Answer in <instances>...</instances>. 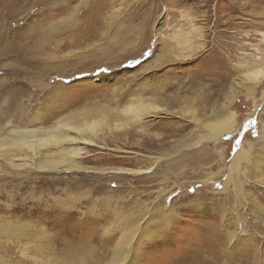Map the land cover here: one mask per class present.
I'll list each match as a JSON object with an SVG mask.
<instances>
[{
  "label": "rangeland",
  "instance_id": "rangeland-1",
  "mask_svg": "<svg viewBox=\"0 0 264 264\" xmlns=\"http://www.w3.org/2000/svg\"><path fill=\"white\" fill-rule=\"evenodd\" d=\"M53 1L0 0V137L68 123L80 131L59 130L92 144L74 170L35 168L54 145L0 148V264H109L115 248L123 264L135 252V264H264V82L231 107L235 131L177 152L195 127L183 101L202 90L219 107L235 65L264 53V0H109L100 14L90 0L72 27L82 0ZM164 42L173 63L152 65ZM166 82L179 99L161 105L168 114L133 123L118 111ZM241 148L252 152L239 169L244 195L223 187Z\"/></svg>",
  "mask_w": 264,
  "mask_h": 264
},
{
  "label": "bare ground",
  "instance_id": "bare-ground-1",
  "mask_svg": "<svg viewBox=\"0 0 264 264\" xmlns=\"http://www.w3.org/2000/svg\"><path fill=\"white\" fill-rule=\"evenodd\" d=\"M47 1H49L51 5H53V3H54L53 0H47ZM52 1H53V3H52ZM88 1H90V0H82V2L80 3L81 6L79 4L75 7L73 14H71L73 19H72V21L70 20L69 25H68L69 27H72L74 25L75 26L81 25V22H82V21H80L81 15H82V18H84L83 14H81L82 6H86ZM97 1H99V0H94L93 3L90 2L91 3L90 8L97 5V11L99 14L101 13V11H103L106 8V2H108V4H107L108 7H109V5L111 6L109 0H102L101 3L98 2V4L96 3ZM103 1H105V3H103V5H102ZM100 6H103L104 8L101 9ZM59 10H56V12ZM88 10H90V9H88ZM64 13H65V9L60 10V12H57L56 14L62 15ZM94 14H96V13H94ZM63 19H64V17H62V19L59 22L57 21V22H52L49 24V26H48L49 29L50 30L52 29V32H51L52 37L57 35L56 32H60L62 29H65L64 27L60 26L61 21ZM43 20H47L46 17L44 19H40V20H38V19L36 20V18L32 19L29 22V24H31L32 26H29V27H33L35 25H40ZM97 23H98V20H96V24ZM85 27H84V31L86 32L88 27L87 28H85ZM161 27L162 26H160V29L157 32V34H160V32L162 30ZM91 29L96 31V29L94 27H92ZM2 30L3 29H1V31ZM76 31H77V29H76ZM101 32H102V30H101ZM105 34L107 35L108 32L101 33L98 40H96L90 46L91 47L97 46L98 43H100L102 41L103 36H105ZM94 35H96V34H94ZM128 35H130V34H128ZM174 37L179 39V40H182V41H180L182 43L186 42L184 40L185 38H181L180 34H175ZM48 39L49 38L47 36H45V38L43 40V44H45V41H48ZM50 39H52V38H50ZM183 44H185V43H183ZM88 49H91V48H88ZM257 50H258V48H257ZM171 54H172V52H170V49L168 48V44H166L164 42L161 44L160 51L157 54V56L151 61V64L158 66V67H163L166 64L168 65L170 63H173L174 59L172 60L170 58ZM263 54H264L263 52L261 54L258 53L257 55L252 57L251 61L248 59L244 60V62L241 63V66L235 65L234 68H235V71H236V69H237V71H236V75L234 77L232 84L230 86L223 85L222 88H220V90L222 91L221 93L224 95V101L221 105H219V107L213 106L211 104L212 97L210 96V94L206 95L205 93H202V90H201V92H196L195 96L192 99H188V100L185 99V101H183V103L185 104V107L183 106L182 113H184L186 115L185 117H187V116L190 117L189 122H193L195 127L190 131L189 135H187L186 137H183L178 142L177 152L182 150V149H189L192 147L200 146L204 143H209V142L218 143L219 141L222 140V137H224L227 134H230L231 132H233L237 129V127L235 126V114L231 111V107L233 106L235 101L240 96L254 95L257 88L264 82V63H263V58H262ZM175 62H176V60H175ZM170 86H171V88H173V86L175 87L176 85H170ZM170 86L166 82L164 84L162 90L152 89L150 91L149 95H147V94L145 95L144 92H142V93L139 92V94H137L134 98H132V101L130 103L124 105L118 111L120 113H123L125 115V117L127 118V120L129 119L128 120L129 122H133V123L138 122L139 120H142L146 117L159 115V113L167 111L161 107V105L165 104L167 101H169V102L173 101L176 103L179 102L178 96H176L174 94L172 95L170 93H167L166 88L170 89ZM216 100H218V99L216 98ZM7 101H8L7 99L4 100L3 104L7 103ZM197 104H199V105L203 104L202 105L203 107L197 108L196 107ZM181 110H182V107H181ZM6 112H7V108H5V106H1L0 107V115H2V117H3L6 114ZM168 112L169 111H167L166 113L168 114ZM186 120H188V119H186ZM126 123L129 124L128 122H126ZM9 124H10V121L6 125H9ZM85 125H83V126H85ZM3 126H4V128H6L5 125H3ZM55 126H56L55 128L53 127L50 129H42L41 130L42 132L40 130L34 129V128L33 129L13 128L9 131V133L5 137H0V148L7 147V149L9 148L12 150H22L24 148H26V149L28 148L34 154L35 153L34 151H36L34 148L37 144L42 149L44 147L45 148L48 147L49 145H54V147H56L57 151L50 152L47 154L49 156V158L51 157L49 160L44 161V162H40L38 164L35 163L34 164L35 168H39L38 166H40L42 169H46V170H59L61 167H59V168H56V167H58L59 165H61V166L65 165L64 169H67V170L77 169L78 165L74 161L75 158H77L81 155L82 147H85L87 145L92 144V141L88 140L84 137H72V136H69V135L63 133L61 130H59L61 127H63V128H66L67 131L68 130L80 131V126L79 127L78 126L73 127V126L69 125L68 123H66V124L65 123L64 124L58 123ZM93 126L94 125H92V127ZM89 127H91V126H89ZM84 128L82 127L83 130H84ZM196 128L198 129V131H206V133L204 135L197 134ZM184 138H186V139H184ZM262 138H264V132H263ZM66 143L77 144V146L79 148L67 149L64 146ZM55 155L59 156L60 158H58V159L55 158L56 160L53 159V156H55ZM251 156H252L251 151L247 152L245 150H242V148H241V150H239L235 153V155L232 158L230 167H229L228 180L225 182V184L223 186L224 190L228 189L229 185H231V186H233L235 191L244 195L243 187H242V184L240 182V177H239V169H240L241 163L245 160L250 159ZM21 159L26 160L25 158H21ZM258 162L259 161H257V164H258ZM261 211L264 212L262 209H261ZM263 220H261V221H263ZM134 222H135V224H134ZM134 222L130 221L129 234L134 233L136 231V227H138L139 223H136V221H134ZM241 223L243 224L245 222L243 220H239L236 222V224H238V226H240ZM244 237H247V236L244 235ZM113 252H114V254H113V257H112L109 264H123L124 259L126 258V250L115 248ZM135 253L132 254V258L129 259L127 264H135L136 263V261H137L136 259L138 256H136ZM215 254H217V256H220V254L217 252ZM50 264H57V263H50ZM182 264H189V263L184 262ZM191 264H195V263H191Z\"/></svg>",
  "mask_w": 264,
  "mask_h": 264
}]
</instances>
